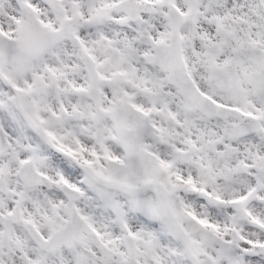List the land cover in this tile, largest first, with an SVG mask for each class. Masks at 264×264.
<instances>
[{
  "label": "snow or ice",
  "instance_id": "1",
  "mask_svg": "<svg viewBox=\"0 0 264 264\" xmlns=\"http://www.w3.org/2000/svg\"><path fill=\"white\" fill-rule=\"evenodd\" d=\"M0 264H264V0H0Z\"/></svg>",
  "mask_w": 264,
  "mask_h": 264
}]
</instances>
